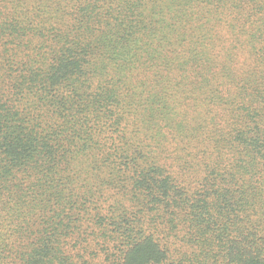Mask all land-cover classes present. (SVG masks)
I'll use <instances>...</instances> for the list:
<instances>
[{
    "label": "trees",
    "instance_id": "1",
    "mask_svg": "<svg viewBox=\"0 0 264 264\" xmlns=\"http://www.w3.org/2000/svg\"><path fill=\"white\" fill-rule=\"evenodd\" d=\"M0 264H264V0H0Z\"/></svg>",
    "mask_w": 264,
    "mask_h": 264
}]
</instances>
